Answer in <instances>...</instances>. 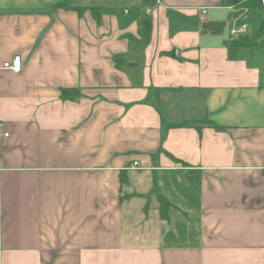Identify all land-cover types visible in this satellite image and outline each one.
Wrapping results in <instances>:
<instances>
[{"label": "crops", "instance_id": "0c3cea01", "mask_svg": "<svg viewBox=\"0 0 264 264\" xmlns=\"http://www.w3.org/2000/svg\"><path fill=\"white\" fill-rule=\"evenodd\" d=\"M60 1L0 0V264H264V48L226 45L262 13Z\"/></svg>", "mask_w": 264, "mask_h": 264}, {"label": "trees", "instance_id": "16d2710c", "mask_svg": "<svg viewBox=\"0 0 264 264\" xmlns=\"http://www.w3.org/2000/svg\"><path fill=\"white\" fill-rule=\"evenodd\" d=\"M223 5L226 6H235L240 9H249L253 12H261L262 15L260 17L258 27L252 34H243L236 38H233L226 42L228 47L229 56L231 58H235L237 54L244 48H249L251 50H255L257 48H264V8L261 4V0H224ZM56 8H63L67 10H76L79 13L84 11L83 7L71 5L68 0H62L58 2ZM242 10V11H243ZM241 11V10H240ZM241 11V12H242ZM92 12L94 16L98 19L100 17V9L93 7ZM224 26V23H211L205 25L206 28L212 29L215 32L221 31ZM152 31V21L150 19H144L141 23V35L145 39V41H149L151 38ZM167 54V53H163ZM117 62H122L124 59L122 57H116ZM82 96L81 90L79 88H61V99L63 100H73L77 101ZM166 123V122H164ZM208 122L202 120H189L184 121L179 124L168 123L169 126H187L190 124L203 125ZM167 124V123H166ZM210 124V123H208ZM220 128V126H216ZM175 159V158H174ZM177 160V159H175ZM179 161V160H177ZM168 206V202L166 198L161 196V216H166V207Z\"/></svg>", "mask_w": 264, "mask_h": 264}, {"label": "built area", "instance_id": "2783aa9c", "mask_svg": "<svg viewBox=\"0 0 264 264\" xmlns=\"http://www.w3.org/2000/svg\"><path fill=\"white\" fill-rule=\"evenodd\" d=\"M261 4L264 8V0H261ZM234 7V6H232ZM150 10L148 9V12ZM206 13V9L204 8L202 11V14L205 15ZM232 35L234 38L243 35V34H247L248 33V26L247 24H242L240 27L236 28L234 27L231 31ZM0 69H9L12 70L14 72H20L22 69V59L21 56L19 54H16L14 56V58L11 61H7V62H3L2 64H0ZM4 136H8V133H5ZM141 167L139 166V162H135L134 165H132L131 169H140Z\"/></svg>", "mask_w": 264, "mask_h": 264}, {"label": "rangeland", "instance_id": "374dc122", "mask_svg": "<svg viewBox=\"0 0 264 264\" xmlns=\"http://www.w3.org/2000/svg\"><path fill=\"white\" fill-rule=\"evenodd\" d=\"M260 14H251L248 18L247 22L250 25L249 27V34L252 33L255 29L258 27V20H259Z\"/></svg>", "mask_w": 264, "mask_h": 264}, {"label": "water", "instance_id": "95a60500", "mask_svg": "<svg viewBox=\"0 0 264 264\" xmlns=\"http://www.w3.org/2000/svg\"><path fill=\"white\" fill-rule=\"evenodd\" d=\"M176 55H177V51H176Z\"/></svg>", "mask_w": 264, "mask_h": 264}]
</instances>
